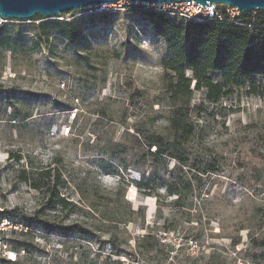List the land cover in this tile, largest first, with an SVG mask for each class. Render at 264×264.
<instances>
[{"label": "rangeland", "instance_id": "obj_1", "mask_svg": "<svg viewBox=\"0 0 264 264\" xmlns=\"http://www.w3.org/2000/svg\"><path fill=\"white\" fill-rule=\"evenodd\" d=\"M46 20H75L83 38L42 42L35 26ZM9 25L22 54L6 49ZM166 53L127 2L0 18V208L24 226L0 232V264H264V88L211 102L192 82L187 166L170 177L177 161H153L137 141V130L170 136L183 101L165 79ZM12 101L26 122L12 120ZM206 164L215 170L203 174ZM143 174L149 195L135 184Z\"/></svg>", "mask_w": 264, "mask_h": 264}, {"label": "trees", "instance_id": "obj_2", "mask_svg": "<svg viewBox=\"0 0 264 264\" xmlns=\"http://www.w3.org/2000/svg\"><path fill=\"white\" fill-rule=\"evenodd\" d=\"M128 7L143 11L153 30L163 37L167 45V53L162 60L165 79L172 89L174 97L181 101L175 107L169 118L171 135H164L156 130L147 134L137 130V141L144 146L146 154L154 158L166 155L177 161L176 167L169 171L181 172L187 166V158L183 150L187 140L193 135L194 129L186 122L187 98L194 82L197 90H205V97L211 102H218L234 88H247L249 94L262 96L264 81V12L251 11L239 13L233 19L223 12L222 19L213 18L197 21L172 14L173 10L157 8L144 4H128ZM9 33L3 39L7 50L12 54H22L24 43L13 35L14 28L9 25ZM37 39L49 42L52 33L75 43L83 38L81 24L75 20L41 21L37 24ZM55 30V32H52ZM16 42H18L16 44ZM190 71L192 77L186 75ZM218 77V79L215 78ZM12 120L21 113L17 101L10 102ZM28 110L20 114L22 121L29 118ZM154 147V150H151ZM13 157V156H12ZM145 157V156H143ZM20 160V156H15ZM210 164L202 168V173L213 172ZM24 171V170H22ZM161 176H155V184L162 181ZM150 178L144 174L136 181V186L143 194L149 195ZM182 184L180 177L166 185L169 195H176L174 205H177L181 193L176 185ZM0 215L13 219L10 212L2 210ZM37 219L33 216H23L22 221L31 224ZM23 224L22 222H19ZM59 231L73 229L72 226H58ZM148 235H146L147 237Z\"/></svg>", "mask_w": 264, "mask_h": 264}, {"label": "water", "instance_id": "obj_3", "mask_svg": "<svg viewBox=\"0 0 264 264\" xmlns=\"http://www.w3.org/2000/svg\"><path fill=\"white\" fill-rule=\"evenodd\" d=\"M117 0H0L1 19L29 20L36 14L50 16L76 9L114 3ZM146 4H169L194 1L202 6L223 4L236 8L240 13L264 12V0H126Z\"/></svg>", "mask_w": 264, "mask_h": 264}, {"label": "built area", "instance_id": "obj_4", "mask_svg": "<svg viewBox=\"0 0 264 264\" xmlns=\"http://www.w3.org/2000/svg\"><path fill=\"white\" fill-rule=\"evenodd\" d=\"M122 2H127V4H138L137 2H129L126 0H117L114 3L104 4L102 6L107 5H116ZM144 5H149L157 8L170 9L173 10L172 14H176L180 17L194 19L197 21H202L205 19H213L218 18L222 19L223 12L228 15L229 18H234L240 12L234 8L223 4H209L207 6H202L194 1H182V2H173L169 4H146L140 3ZM2 209L0 208V212ZM23 224L14 222L12 218H9L5 215H0V232L6 231L7 229H21L23 228Z\"/></svg>", "mask_w": 264, "mask_h": 264}, {"label": "bare ground", "instance_id": "obj_5", "mask_svg": "<svg viewBox=\"0 0 264 264\" xmlns=\"http://www.w3.org/2000/svg\"><path fill=\"white\" fill-rule=\"evenodd\" d=\"M10 254H12V253L10 252Z\"/></svg>", "mask_w": 264, "mask_h": 264}]
</instances>
